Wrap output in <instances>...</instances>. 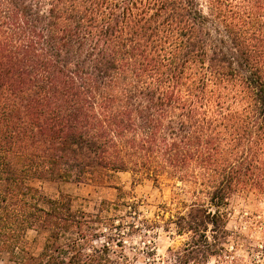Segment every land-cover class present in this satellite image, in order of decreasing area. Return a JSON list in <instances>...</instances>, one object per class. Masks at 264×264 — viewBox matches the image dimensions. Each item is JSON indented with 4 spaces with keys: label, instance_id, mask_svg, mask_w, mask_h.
<instances>
[{
    "label": "trees",
    "instance_id": "trees-1",
    "mask_svg": "<svg viewBox=\"0 0 264 264\" xmlns=\"http://www.w3.org/2000/svg\"><path fill=\"white\" fill-rule=\"evenodd\" d=\"M112 172L190 188L163 261L216 255L230 199L264 197V0H0V264H137L126 192L89 211L34 183Z\"/></svg>",
    "mask_w": 264,
    "mask_h": 264
},
{
    "label": "rangeland",
    "instance_id": "rangeland-1",
    "mask_svg": "<svg viewBox=\"0 0 264 264\" xmlns=\"http://www.w3.org/2000/svg\"><path fill=\"white\" fill-rule=\"evenodd\" d=\"M34 183L49 194L70 195L74 209L89 211H98L102 201H116L122 191L126 192L124 199L138 203L139 209V213L134 212L133 217L127 218L139 225L143 234L147 233L145 238L136 234L125 240L126 253L137 259V264H145L144 261L153 256L157 259L154 264H171L163 261L172 256L169 250H180L189 240V235H180L176 225L169 220L186 211L194 201L190 188L183 183L167 181L155 185L153 181L144 180L134 185L128 172H112L96 182ZM229 215L231 237L219 244L216 255L210 256L204 264H264V197L255 193L249 197H233L230 199ZM142 224L152 226L145 230ZM35 236V231L27 234L31 241ZM145 241L150 247H146Z\"/></svg>",
    "mask_w": 264,
    "mask_h": 264
}]
</instances>
